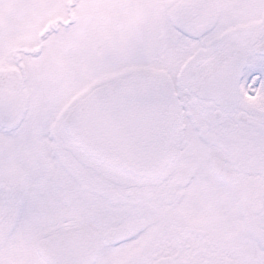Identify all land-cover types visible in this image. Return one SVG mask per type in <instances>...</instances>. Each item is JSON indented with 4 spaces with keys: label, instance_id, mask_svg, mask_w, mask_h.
<instances>
[{
    "label": "snow or ice",
    "instance_id": "snow-or-ice-1",
    "mask_svg": "<svg viewBox=\"0 0 264 264\" xmlns=\"http://www.w3.org/2000/svg\"><path fill=\"white\" fill-rule=\"evenodd\" d=\"M0 264H264V0H0Z\"/></svg>",
    "mask_w": 264,
    "mask_h": 264
}]
</instances>
